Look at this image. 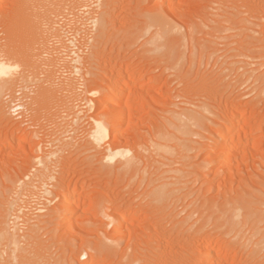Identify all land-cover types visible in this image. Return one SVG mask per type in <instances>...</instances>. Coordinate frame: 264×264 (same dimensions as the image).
<instances>
[{
  "label": "rangeland",
  "instance_id": "374dc122",
  "mask_svg": "<svg viewBox=\"0 0 264 264\" xmlns=\"http://www.w3.org/2000/svg\"><path fill=\"white\" fill-rule=\"evenodd\" d=\"M60 1L61 0H0V53L2 52L0 57H4L12 63L18 62L17 64L19 65V67L13 72V76L10 80V87L5 89V91L2 92L3 94H1L2 98H5L4 101H6L8 105H11V110L9 109L10 118L3 115L0 111V132H2L1 134L3 135L9 132L4 136V138H6H3L5 140L4 143L7 144V146L10 143H13V146L7 147L6 145H3V147L0 148V188L2 189V191L0 189V198L3 196V199L0 202L2 203V208L0 204V219H2L1 217L3 215L7 216V218H10V216L17 217L18 215L20 221L18 218L17 222L22 224L24 220L21 221V218H26L27 214H25V216L24 214L20 215V212L17 214L15 213L16 211H12L11 208L13 207L12 205L15 204L16 207L14 206L13 209H17L22 205L21 202H23V206L27 205V207L25 206L24 211L21 213L25 212L34 214L35 212L34 215H36L47 212L48 215L44 218L46 219L48 217L50 219L52 217V222L47 225V228L44 229V231H42L43 236H47L46 238H57V235L63 237V233L65 235V233L68 232V235L72 231V228L73 230L75 228L76 233L75 230L73 233L78 235L74 234V236L77 237L76 239H81V236H88L89 238L96 240L98 236L103 235V229L101 230L100 226L102 228L104 227L101 225V222L104 221V218L105 221H107V218L104 217L102 213V216L101 214L99 215L101 212V207L99 206L100 202H98V198H101L100 195L104 193L109 194V190L111 189L115 191L117 190L118 192L122 191L124 188L131 200L134 199L133 201L137 203L145 201V198L143 197L147 194V188L146 183H142V185L139 181L140 179H138V176L140 178V175L130 173L123 179L124 181L120 179V177L116 178L120 173L119 171L115 173L113 171V173L103 172L105 170L102 167L103 164L110 166L113 165L114 162L111 164V161L104 160V162H96L98 160L92 155V153L80 150L76 147L78 144L77 142L81 143L82 141H85L83 140L84 138L89 139V133L87 132H89L88 130L93 125V120H95V117L103 114L104 107L100 102L99 104L101 106L95 102L98 98H96L97 95L94 93V90L98 91L104 89L103 92L107 93L109 87L106 84L107 82H105L107 81L105 76H109L108 74L112 71H117L118 69L121 71L124 70L126 72L122 73L123 78L127 77V79H129L131 71L135 70L137 71L135 79L137 78V81L139 80V82L135 80L134 83H129V88L127 87L128 89H125L123 105L127 108L129 106L130 108L131 106L133 108V105L136 104L138 108H135L137 106L134 105V118L132 117L133 119H131V121H128L129 119L127 118L126 122L118 128L117 131L122 132L124 135H133L138 131H148L151 128V130H153L156 126H159V128L163 130L162 133H165V135L161 134V138L159 137L163 143H166V140L169 139V137L172 139L174 135H176L173 140L169 139V142L167 140V144L169 143L170 145L175 146L176 143L180 141L179 137L181 136L182 138H186H184V140L188 144V149H185L187 151H184L182 156L177 154V157L174 155L176 153L170 154L171 156H169V154H166L167 156L163 154L161 157H158L160 153L155 155V158L158 157L156 161L158 159L160 160V158L161 161L162 158L165 160L162 162L159 160L157 161L158 163L161 162L163 165V168L159 167V172L164 175L166 173L165 176H168L169 181H172L173 179L177 186L180 185L182 187L178 188L179 186L176 187L175 185V192L173 195H170L172 197H165L168 198V201L166 199L167 203H164L165 199L161 202V205L165 209L164 213H166V216L164 215V218L160 219V223L162 227L168 228H163V233L171 232H169L168 235L167 233L166 235L163 234L164 236L162 235L164 239L161 238V246L159 244L157 245L160 247V250L157 252L159 254L155 257L157 259L154 258L153 261H151V264H159L157 262L159 259V262H161L160 264H178L173 261V259L176 260V258H179L177 253L183 255L186 251L190 252L192 247L195 249V244L204 247V245L206 246V243L211 248V255H209V263L211 262V264H264V219H262L264 218V142L262 143L261 148V145H259L260 142H257L258 139L260 140L264 137V125L261 127L258 126V128H256V126L251 133L252 137L248 136L250 135L249 132L244 130L245 133L248 132V134L246 133L248 136V143L246 140L245 142L242 141L243 139L241 140L243 143L237 141V143L241 145L239 149H236L237 152L240 154L243 150L244 154L249 156L245 157L246 155L242 152L244 156L241 154L239 155L240 158L238 157V161L240 160V162H232L236 163V165L239 163L238 166L242 169H239L238 166L232 164V167L234 166L235 168L233 167L231 172L229 171V168L227 169V167L223 165V163L218 165L213 164L212 162L213 165H211V163L207 165L206 163L208 152L214 147V144L211 141L213 130L216 132L217 129L220 128L219 125H226L227 127L223 126L226 128L224 129V132H226L236 121H240V123L245 122L246 120L248 121L252 118V114L255 113V111L258 114L256 113L254 120H258L261 117L258 116V118L257 115L264 114V109H261L264 108L262 107L264 106L263 102H261L259 106L253 105V100L256 98L257 94L262 93L261 98L264 99V92H261L263 86L260 87L261 85H259L260 83L257 81L258 76L264 74V0H257V3L256 0H254L255 2L253 0H62L63 3ZM253 2L255 4L252 6ZM102 11H104V14H109L110 21L106 26L105 32L98 36L97 39L101 41L102 49L106 50V55L107 53L109 54L89 61L83 60L81 63V61H79L81 56L87 57L90 51V42L95 36L94 34L97 33L95 30L98 29V25L95 24L94 20L96 17L98 18L100 16ZM155 11H162L164 14L163 16H165L166 19L162 17L161 12L160 15L163 20L162 22L165 24L163 23L162 25L161 23L160 25H156L155 23V25L152 26L146 20L144 21L143 18L145 17L142 16H145L143 15L145 12L150 14L149 12ZM142 12L144 13L142 14ZM260 16H262V18ZM76 17L78 19H76ZM175 17H177L178 20ZM180 21L182 23H180ZM186 25L187 27H185ZM164 29H166V32L162 31ZM93 30L94 33L92 32ZM186 30H190L188 32L189 34ZM152 32H154V34L159 32L156 34L158 35L157 38H152L154 35ZM114 34H116V36ZM187 35L189 37L188 40ZM181 36H183L182 41L186 40L184 43L182 41L181 43H178L177 39L178 37L181 38ZM252 37L254 41L252 40ZM199 44H202L203 47ZM206 44L210 45L211 49L209 47L208 49ZM194 45L197 47L196 49ZM191 46H193V49ZM203 48L204 50L202 51ZM191 49L192 51H190ZM205 49L207 50L205 51ZM8 52L10 53V57ZM12 53H14V56L11 55ZM191 53H193V57H191ZM185 54L188 55L186 56ZM2 55L4 56L2 57ZM185 57H188L189 59L187 58L186 60ZM191 58L193 61H191ZM188 62H191V64ZM120 65H122L121 67L123 68H119ZM113 67L115 69L117 67V69L112 70L114 69ZM109 68L112 71H110ZM247 69L248 71L246 72ZM108 71L110 72L108 73ZM243 72L245 73L243 74ZM140 82V85L143 84L142 86L139 85ZM128 103L132 105H129ZM15 106L17 107L15 108ZM258 108L261 111H259ZM173 110L175 112H173ZM179 111L185 118L182 117L181 119V114L178 113ZM184 111H190L189 113L195 114L196 120L198 121L194 119L190 120V118L188 119L186 116L187 114L185 115ZM176 112L179 116H177ZM112 114H115V110H113ZM171 114L174 118L176 116L175 121L180 123L182 121L184 124L186 122V125L183 126L185 128V130L183 129L184 131L181 129V132H179V129H177V132L182 134H179L180 136L177 132H174L176 131V126L172 123L173 120ZM75 116L81 120L75 122ZM233 120L235 122H232ZM77 123L78 126L75 127ZM69 124L71 127L68 126ZM66 126L68 129H66ZM260 128L262 132L260 131ZM64 129H66V131ZM172 131L174 133L173 137ZM244 131L241 133V135L243 134L241 138L243 136V138H245ZM167 134L169 137H166ZM57 135L58 138L56 139ZM66 135L69 137H65ZM70 135L72 137H70ZM261 135L263 137H261ZM17 138L21 140L24 139L25 146L14 145ZM55 139L61 140L57 142ZM65 140L66 143L71 141L72 144L69 143L68 147L63 148ZM188 140L190 141V144ZM236 140L239 139L237 138ZM54 141H56V143ZM41 142L43 143L42 145H40ZM239 144L238 146H240ZM254 144L256 147H254ZM72 145L73 147L71 148L70 146ZM150 146V148H153L152 145ZM101 148L103 147H99V149ZM142 151L145 153V149ZM34 154L38 156H42V154L43 156H45V154L48 155L45 156L47 157V162H50L48 163L49 171H47L48 176L46 175V178L39 173L38 175L36 174L37 176L31 174V176L28 177L27 167L29 166V162H35L36 165L38 162L37 159L33 160L34 157L36 158V155ZM146 154H148V150L146 151ZM165 157H170L171 163L170 161L169 163L171 165L169 163L164 164L165 162H168L167 159L169 160V158ZM241 157L245 158V161L243 158L241 159ZM172 160H175L176 162ZM158 163L157 165L161 166V164L159 165ZM37 166L38 168L43 169L40 165ZM185 166L186 169L190 167L189 169H191L192 173H189L190 175L188 174V176L184 177L182 171ZM151 167L153 170V166ZM34 172H36V170ZM177 172L182 173V175ZM87 173L89 175H87ZM110 173H112V175ZM178 174L185 179L183 177L181 179ZM129 175H132L133 177H130ZM174 175L178 176L183 182L178 180ZM240 176L244 177V181H247L246 186H249L250 190L248 194L243 195L240 198V203L245 207L246 211L251 214V217L249 220L245 219V222L243 221V218H241V225L239 224L240 231H230L227 230V228L225 229L227 225L224 227V224H226L225 222L227 218L232 217L233 214L228 213L226 211V206L224 205L225 202L224 204L221 202L225 201L224 198L227 194L226 190H230L231 187L235 189L238 187ZM35 177L38 178L35 179ZM58 177L61 180L57 179ZM63 177L65 178L63 181L65 183L63 184H66L64 187H67L66 190L68 192H72V188L75 186V183H77L79 186L82 184V190L80 189V191L84 192L80 194V191H78L79 196L81 197L84 194L86 196L88 195V198L84 195L88 200L85 199V203L83 202L84 199L82 200V204H80L81 206L79 205L76 213L68 214L70 220L68 221L69 226L72 224L74 225H72L73 227L70 226V232L66 229L68 224L67 226L65 225L66 227H61L62 225L59 226L64 194V187H61L63 184L60 181L63 180ZM129 177L132 181H130ZM170 177H172V179ZM39 178L42 181L39 180ZM132 178H135V180ZM112 179L116 180V182L112 183ZM117 179L122 182L120 183L119 181L117 183ZM125 179H127L128 182ZM233 181L236 182L234 183ZM59 182L61 185L58 184ZM248 182L250 184H248ZM128 186L130 188H128ZM172 187H174V185ZM227 187L229 189H227ZM10 188H13L14 191ZM223 188L226 190L224 191ZM128 189L130 190L131 196L129 195L130 193H128ZM10 193L13 194H11L13 197L10 196ZM178 193L181 195H177ZM233 193L234 189L231 190V194ZM222 194L225 196H222ZM27 196H29V198H27ZM173 196H179L174 198L176 202L174 201ZM6 198L11 205L8 203V200H5ZM15 198H18V202ZM202 198L205 199L204 204L202 203L203 201H200ZM32 199L35 201L32 202ZM25 200H27L28 204ZM195 201L196 203L198 202V205ZM191 202L196 204L193 203L195 207H193L194 205H192ZM3 204H5V206ZM199 204L202 207L199 206ZM213 204L214 206L217 205L215 206L216 208L213 207ZM222 204L224 207L223 210H225L223 211V213H225L224 215L222 210H220ZM166 205L169 206L167 207ZM175 205H178V208ZM45 206L47 207V210L44 209L42 212L40 208ZM53 206H55V208H53ZM5 207L6 209H11V211L9 209L5 210ZM196 207H198V209H196ZM200 207L202 209H200ZM218 207L220 209H218ZM169 210H176L175 213L174 211H171L173 216L171 213L168 215L167 212H169ZM198 211H201L200 215L198 214ZM93 212H96V214ZM11 213L17 215L15 216V214L12 215ZM89 213L93 215L91 216ZM191 213H193V215H191ZM143 214H147L146 217L149 216V213L141 211V218L138 217V219L142 220L138 221V223L141 221L143 222L145 216H143ZM175 214L176 217H174ZM220 214L221 216L223 215V217H221ZM228 214H230V216ZM82 215H88V218L97 215L96 219L94 218L96 221H99V218L97 219V217L100 216L103 219L100 217L102 219L100 226L98 222H95L92 224L91 228H88L89 231L87 230L86 232V230L84 231L82 228L80 229L83 231H78L81 225L77 223V227V224L71 223V219H73L71 217H75L74 220L77 219L75 222L82 221L85 224V221H88L89 219H87V216L83 218L84 216ZM167 215L170 216V218L174 217V219L176 218L177 220H169ZM199 216L205 217H200L202 220L204 218V221L201 220L204 223H201ZM218 217L224 222L223 224L221 221L219 222L220 218ZM258 217L262 218L259 219ZM48 218L46 220H48ZM207 218L209 219L206 220ZM172 220H174L175 223H177L178 220L179 222L182 221V224L179 222L177 223L179 225L181 224V230L178 225V232L174 231L176 236H172L174 234H172V230L177 228L175 223H170ZM213 221L215 222L213 223ZM205 222H208L210 225H205L208 229L204 227V233V231L200 230V227L204 225ZM216 222L217 225L215 224ZM213 224L216 225V227ZM174 225L176 227H174ZM221 225L223 226L221 227ZM21 226H19V228ZM107 226L108 229H110V232L108 231L107 234L108 236L114 237L115 235V238H120V235H118L119 237L117 236L115 233L117 231L113 227L109 225ZM223 227L224 229H222ZM99 228L100 230L97 231ZM126 230L128 231L129 229L126 228ZM126 230H123V232L127 233ZM180 231L181 234L179 233ZM70 235L72 234L70 233ZM199 235H207L209 237L208 242L205 243L207 236L206 238H203V236L201 240L199 239L201 238ZM177 236H179V238ZM195 236L196 238L194 239ZM171 237L173 238V243L170 241ZM175 237L176 239H174ZM188 240L189 242L191 240V242L189 243ZM203 240L205 244H202ZM71 241L72 243L76 242L72 247L77 249V246L79 245L80 247L78 248H80V250L82 249L80 240H74L73 242L71 239ZM196 241L198 243H196ZM192 242L194 243L191 244ZM190 245L193 246L189 248ZM159 247L157 249H159ZM199 248L197 247L196 250ZM54 249L55 248H53V251L51 252L53 254H49L50 260H59V264H62V258L64 257L62 255L65 251H63V248H60L59 250L58 248ZM85 249L87 248H84V250L82 249L83 252L78 253L77 258L80 259V262H83L88 256L84 255L86 252ZM167 249L169 250L167 251ZM87 250L90 251L89 248ZM116 250L117 251H113V253L111 252L113 255L111 253L108 255L107 253L108 257H106V254L102 255L103 253H99V261L97 262L101 264L100 262H103V258L105 257L106 263L103 262L102 264H127L128 262H125L127 260L124 259L126 256H124V253H131L132 250L131 246L129 248V239L127 238V235L121 240V243ZM170 250H172V252ZM196 250H194L193 256L196 254L198 255L201 249L197 251L198 253ZM91 251L93 252V250ZM163 252H165V254ZM66 253L70 255L71 251L66 250L64 255H67ZM226 254H228V256H226ZM197 255L193 257L196 258L194 260L195 263L197 258H199ZM168 260L171 262H168ZM137 263L139 264L140 262H136V264Z\"/></svg>",
  "mask_w": 264,
  "mask_h": 264
},
{
  "label": "bare ground",
  "instance_id": "6f19581e",
  "mask_svg": "<svg viewBox=\"0 0 264 264\" xmlns=\"http://www.w3.org/2000/svg\"><path fill=\"white\" fill-rule=\"evenodd\" d=\"M254 1V0H253ZM60 2H62L63 3V1L61 0ZM102 2V1H101ZM255 2V1H254ZM253 2V4H252V6L255 4ZM103 3V2H102ZM256 3H257V0H256ZM260 3V2H259ZM263 3V2H262ZM140 4V3H139ZM261 4V3H260ZM59 5H60V3H59ZM99 6V5H98ZM257 6H258V4H257ZM62 7H63V5H62ZM103 7V6H102ZM253 8V7H252ZM258 8V7H257ZM260 8V7H259ZM167 10H169V9H167ZM154 11V10H153ZM262 11V10H261ZM160 12L162 13V11H155V12H149L150 14H148L147 12H142V14L143 15H145V16H142V17H145V18H143L144 19V21L146 20L148 23H150L152 26L153 25H155V23H156V25L157 24H161L162 23V25H163V23L164 22H162L163 20H162V17H164V19H166L165 18V16H163L164 14L162 13V17H161V15H160ZM64 13V12H63ZM74 13V12H73ZM148 14V15H147ZM170 14H171V12H170ZM74 15V14H73ZM99 15V14H98ZM146 15H147V17H146ZM175 15V14H174ZM173 15V16H174ZM75 16V15H74ZM95 16H97V15H95ZM170 16V15H169ZM71 17V16H70ZM73 17V16H72ZM78 17V16H77ZM76 17V19H78ZM261 18H262V16H260ZM264 17V16H263ZM66 18H68V17H66ZM93 18H94V16H93ZM176 19H177V17H175ZM72 19V18H71ZM178 20V19H177ZM70 21H72V20H70ZM95 21V24H97L98 25V29H96L95 30V28H96V26H95V24H94V26H95V28H94V30L95 31H97V33L96 34H92L94 37L92 38V43L90 42V44H91V46H90V51H89V53H88V55H87V57H82L81 56V59L79 60V61H81V63H82V61L83 60H85V61H89V60H92V59H94V58H99L100 56H103V55H106V53H105V49L103 50L102 49V46H101V41L100 40H98L97 39V37L98 36H100L103 32H105V30H106V26H107V24L109 23V21H110V19H109V14L107 15V14H104V11H102L101 13H100V16L97 18L96 17V19L94 20ZM139 21H142V20H139ZM143 21V22H144ZM165 21V20H164ZM75 22V21H74ZM77 22V21H76ZM93 22V21H92ZM146 22V23H147ZM187 22H189V21H187ZM70 23V22H69ZM72 23V22H71ZM94 23V22H93ZM92 23V24H93ZM142 23V22H141ZM180 23H182L181 21H180ZM262 23V22H261ZM144 24V23H143ZM149 24V25H150ZM165 24V23H164ZM194 24V23H193ZM147 25V24H146ZM150 25V26H151ZM185 25V24H184ZM70 26V25H69ZM183 26V25H182ZM195 26V25H194ZM163 27V26H162ZM185 27H187V25L185 26ZM184 27V28H185ZM181 28V27H180ZM190 28V27H189ZM193 28V27H192ZM191 28V29H192ZM195 28V27H194ZM69 29V28H68ZM90 29H92V28H90ZM89 29V30H90ZM182 29V28H181ZM190 29V30H191ZM94 30L92 31L93 33H94ZM177 30H178V28H177ZM189 30V31H190ZM194 30V29H193ZM162 31H165L166 32V29H164V30H162ZM179 31V30H178ZM187 31V30H186ZM185 31V32H186ZM189 31H187V33L189 32ZM260 31V30H259ZM90 32H91V30H90ZM155 32V31H154ZM154 32H152L153 34H154ZM182 32V31H181ZM180 32V33H181ZM193 32V31H192ZM71 33V32H70ZM69 33V34H70ZM157 33H159V32H157ZM157 33H155L153 36H152V38L154 39V38H157V36L158 35H156ZM162 33V32H161ZM184 33V32H183ZM186 33V34H187ZM89 34V33H88ZM167 34V33H166ZM185 34V35H186ZM189 34V33H188ZM245 34V33H244ZM243 34V35H244ZM82 35V34H81ZM115 36H116V34H114ZM113 35V36H114ZM177 35V34H176ZM184 35V34H183ZM252 35V34H251ZM251 35H248V36H251ZM70 36V35H69ZM194 36V35H193ZM177 37V36H176ZM183 36H181V38H179L178 37V43H181V41L183 40V38H182ZM254 37V36H253ZM253 37H252V40L254 41V39H253ZM89 38V37H88ZM151 38V37H150ZM151 38V39H152ZM196 38V37H195ZM250 38V37H249ZM70 39V38H69ZM189 39V37H188V35H187V40ZM149 40V39H148ZM252 40H251V42H252ZM89 41V40H88ZM154 41V40H153ZM186 41V40H185ZM185 41H182L183 43L185 42ZM148 42V41H147ZM89 43V42H88ZM184 45V44H183ZM199 45H201V47H203V45L202 44H199ZM256 45V44H255ZM206 46H207V48L209 47L210 48V45H207L206 44ZM175 47V46H174ZM193 46H191V48H192ZM194 47H195V49L197 48L195 45H194ZM205 47V46H204ZM62 48V47H61ZM199 48H200V46H199ZM198 48V49H199ZM208 48V49H209ZM215 48V47H214ZM229 48V47H228ZM13 49V48H12ZM64 49V48H63ZM70 49V48H69ZM193 49V48H192ZM192 49L190 50V51H192ZM211 49V48H210ZM217 49V48H216ZM71 50V49H70ZM204 50V48L202 49V51ZM207 49H205V51H206ZM11 52V51H10ZM13 52V51H12ZM15 52V51H14ZM84 52H85V50H84ZM195 52V51H194ZM198 52V51H197ZM16 53V52H15ZM105 53V54H104ZM116 53H117V51H116ZM115 53V54H116ZM124 53V52H123ZM180 53V52H179ZM196 53V52H195ZM195 53H194V55H195ZM1 54H2V52L0 53V56H1ZM4 54V53H3ZM7 54V53H6ZM8 54H9V57H10V53L8 52ZM14 53H12L11 55H13ZM87 54V53H86ZM109 53H107V55H108ZM16 55H17V53H16ZM106 55V56H107ZM179 55H181V54H179ZM186 55V54H185ZM188 55V54H187ZM186 55V56H187ZM191 55V57H193L192 55H193V53H191L190 54ZM4 55H2V57H3ZM14 56V55H13ZM182 56V55H181ZM190 57V56H189ZM4 58V57H3ZM3 58H1L0 57V111L3 113V115H5V116H8L9 117V112H10V110H11V105H8L7 103H6V101H4V99L2 98V96H1V94H3L2 92H4L5 91V89H7V88H9L10 87V80H11V77L13 76V72H14V70H16L18 67H19V65L17 64V63H12V62H9L8 60H6L5 58L3 59ZM15 58V57H14ZM65 58V57H64ZM180 58V57H179ZM182 58V57H181ZM186 58V57H185ZM188 58V57H187ZM187 58H186V60H187ZM10 59V58H9ZM178 59V58H177ZM189 59V58H188ZM192 59V58H191ZM11 61V60H10ZM15 61V60H14ZM109 61V60H108ZM127 61V60H126ZM191 61H193V59L191 60ZM110 62V61H109ZM108 62V63H109ZM70 63V62H69ZM189 63V62H188ZM71 64V63H70ZM105 64V63H104ZM123 64V63H122ZM189 64H191V62L189 63ZM130 65V64H129ZM106 66H107V64H106ZM122 65H120V67L119 68H123V67H121ZM110 67V66H109ZM115 67V66H114ZM113 67V68H114ZM132 67V66H131ZM259 67H261V66H259ZM135 68V67H134ZM256 68V67H255ZM107 69V68H106ZM110 69V68H109ZM116 69H117V67H116ZM115 68L114 69H112V70H116ZM108 70V69H107ZM111 69H110V71H112ZM218 70V69H217ZM110 71H108V73L110 72ZM123 71V72H122ZM120 70V69H118L117 71H112V72H110V74H108L109 76H105L107 79V81H105V82H107L106 84L108 85V87H109V89H107V93L106 92H103V90H94V93L97 95L96 96V98H98L97 100H98V102H97V100L95 101L96 103H98L99 104V102L102 104V106L104 107V109H103V114H101V115H99V116H97V117H95V120H93V125L91 126V128L88 130L89 132H87V133H89V139H83V140H85V141H80L81 143H79V142H77L78 144H77V146H76V144H75V146L77 147V148H79L80 150H83V151H86V152H90V153H92V155L94 156V157H96V159L98 160V161H96V162H104V161H111L110 162V164L112 163V162H114V164L113 165H110V166H108L107 164H103L102 165V167H103V169L105 170V171H103V172H120L119 173V175H118V177H116V178H119L120 177V179H124L125 177H127V175L128 174H132V173H134V174H138V175H140V178H139V176H138V179H140L139 181L141 182V184L142 183H146V188H147V194L145 195V197H143V198H145V201L144 202H139V203H137V202H135V201H133V200H131L129 197H128V194L126 193V191H125V189L123 188L122 189V191H118L117 192V190L115 191V190H113V189H111V190H109L110 191V193L109 194H102V193H100V194H102V195H100L101 196V198H98V202H100L99 203V206L101 207L100 209H101V212L99 213V215L102 213L103 215H104V217H106L107 218V221H105V218L103 219L101 216H102V214H101V218L104 220V221H102V219L100 218V217H97V219L99 218V221H96L95 219H96V216L97 215H95V216H93V217H91V218H88V215H82V216H84L83 218H85V216H87V219H89L88 221H85V224H84V222H82V221H80V222H75L77 219H75L74 220V218L75 217H71V218H73V219H71V223H74V224H80L81 225V227H79V230L78 231H85L86 230V232H87V230H88V228H91L92 227V224H94L95 222H98L99 223V226H100V224L104 227V228H102L101 226H100V228H101V230L103 229V235L102 236H98V238H96V240L95 239H91V238H89L88 236V238L87 237H82L81 236V239L79 238V239H76L77 237L76 236H74V234L76 233V230H75V228H74V230H75V233H73L74 232V230H73V228H72V231H71V229H69V228H71V227H73L72 225H70L69 226V224H68V221H70L69 220V217H68V214L69 213H76V210H78V208H79V205L80 204H82V200L84 199V203H85V199H86V197L88 196H86L85 194V196L86 197H84V195L83 196H79V193H78V191H80V189L82 188V184L79 186V184H77V183H75V186L72 188V192H68L66 189H67V187H64V186H66V184H63V183H65V182H63L64 181V177H63V180L62 181H60V182H62V184H63V186L60 184V182L58 183V184H60L61 185V187H64L63 188V204H62V213H61V215H60V220H59V226L60 225H62L61 227H66L67 226V224H68V228L66 227V229H68V231L72 234V235H70V233L67 235V233H65V235H64V233H63V237H60V235L58 236L57 235V238H46L45 236H43V232L42 231H44V229H46L47 228V225L48 224H50L51 222H52V220H51V218L49 219L48 217V220H46L44 217H46L47 215H48V213L47 212H43L42 210H47V207L45 206V207H42V208H40V210L43 212V213H41V214H36V215H34L35 214V212H34V214L32 215L31 213H21V212H23L24 211V208H25V206L27 207V205H25V206H23L24 204H23V202H21L22 203V205L21 206H19L17 209H18V211H17V209L15 208V209H13L14 208V206H15V204L14 205H12L13 207L11 208L12 209V211L14 210V211H16L15 213H17L18 214V212H20V215H23L24 214V216H25V214H27V217L25 218L24 216V218H21L22 220L21 221H23L24 220V222L21 224L20 222H17V219L19 218L18 217V215L17 214H15V216L17 215V217H11L10 216V218H7V216H2L1 218L2 219H0V264H59L60 262H59V260L58 261H51L50 260V258H49V254L53 251V248H55V249H57L58 248V250L60 249V248H63V251H65L66 252V250H69V251H71V254L69 255V254H67V255H64L65 254V252H63V255L62 256H64L62 259H63V263L62 264H99L97 261H99V259H98V254L99 253H103L102 255H107V253H108V255H110L109 253H113V251L115 252V251H117L116 249H118V247H119V245H120V243H121V240H123V238H125V236L127 235V238L129 239V248H130V246L132 247V250H131V253L129 252V253H124V259L125 260H127V261H125L126 263L128 262V263H130V264H136V262H140L139 264H142V262H143V264H151V261H153V259L155 258V257H157V254H159V253H157L159 250H160V247L159 246H157L158 244L160 245L161 244V240L162 239H164L163 238V236L164 235H166V233H167V235L169 234V232H171V231H169V232H166L165 234L163 233L164 232V230H163V228H167V227H162L161 226V223H160V219H162V218H164V215L166 216V213H164V208H163V206L161 205L162 203L161 202H163V200L165 199V202L164 203H167V201H168V198H170V197H172V196H170V195H173V193L175 192V185H176V182L175 181H173V179H172V177H170L171 179H172V181H169V178H168V176H165L166 175V173H165V175L164 174H162V173H160L159 171V167H162L163 168V165H162V161L164 160V158H162V161H161V158H160V160L159 161H161L160 163H158L157 161H156V159L158 158V157H161V155H163V154H165V156H167L168 154H169V156H171L170 154H174V153H176V154H174V155H176L177 157H178V155L177 154H179V156H182L183 154H184V151H187V150H185L186 148L188 149V144H187V142L184 140V138H182V136L181 137H179L180 138V141H178L177 143H176V145L175 146H173V145H170L169 143L167 144V140H168V142L170 141V140H173V138H175L176 137V135H174V133H173V131H174V129H173V131H172V137H173V135H174V137L171 139L169 136H168V134L166 135V137H169V139H164V140H166V143H163L162 142V140H160L159 139V137L161 138V134H163L162 132H163V130H161L160 128H159V126L157 127H155L153 130H151V129H149L148 131H138V132H136V133H134L133 135L132 134H130V135H132V136H130L129 134L127 135V134H123L122 132H120V131H117L118 130V128H120L125 122H126V120H127V118L129 119L128 121H131V119H133L134 117V114H135V111H134V105H136V104H134L133 105V108H132V106H131V108H130V106L127 108L126 106H124L123 104H124V93H125V91L129 88V86H130V84H132V83H134L135 82V80L137 81V78L135 79V76L137 75L136 73H137V71H131V74L129 75V79H127V77L126 78H123V75H122V73H124V72H126V71H124V70ZM248 71V69L246 70V72ZM107 72V71H106ZM249 72H250V70H249ZM263 72V71H262ZM101 73V72H100ZM187 73H188V76H189V72H188V70H187ZM245 72H243V74H244ZM103 74V73H102ZM105 75H107V74H105ZM127 75V74H126ZM184 75V74H183ZM128 76V75H127ZM141 76V75H140ZM125 77V76H124ZM182 77V76H181ZM187 77V76H186ZM66 78V77H65ZM221 78V77H220ZM66 80V79H65ZM184 80H185V78H184ZM188 81V80H187ZM257 81H259V85H261L260 87H262L263 86V88H262V91L261 92H264V74H262V75H259L258 76V80ZM137 82H139V80L137 81ZM130 83V84H129ZM12 84H13V82H12ZM141 84V82L139 83V85ZM134 85H136V84H134ZM143 85V84H142ZM142 85H140V86H142ZM137 86H138V84H137ZM106 87V86H105ZM128 87V88H127ZM127 88V89H126ZM139 88V87H138ZM100 89V88H99ZM105 89V90H106ZM126 89V90H125ZM109 90V91H108ZM7 91V90H6ZM142 91V90H141ZM7 93V92H6ZM106 93V94H105ZM261 95V96H260ZM4 96V95H3ZM239 96V95H238ZM262 97V93L261 94H257V96H256V98L253 100V105H255V106H259L260 105V103L261 102H263L264 103V99L263 98H261ZM264 97V96H263ZM236 98V97H235ZM221 99V98H220ZM231 99V98H230ZM237 99V98H236ZM15 100V99H14ZM130 103V102H129ZM128 103V104H129ZM262 103V104H263ZM100 105V104H99ZM98 105V106H99ZM129 105H132V104H129ZM238 105V104H237ZM97 106V107H98ZM101 106V105H100ZM137 106V105H136ZM240 106V105H239ZM10 107V108H9ZM17 106H15V108H16ZM262 107H264V106H262ZM18 108H20V107H18ZM17 108V109H18ZM135 108H138V106L137 107H135ZM256 108V107H255ZM254 108V109H255ZM10 109V110H9ZM95 109V108H94ZM259 109V108H258ZM261 109H264V108H261ZM16 110V109H15ZM105 110V111H104ZM113 110H115V114H112L113 113ZM187 111V110H186ZM186 111H184L185 112V115L187 116V118L189 119L190 118V120L191 119H194V120H196V116H195V114H193V113H189V112H186ZM259 111H261L260 109H259ZM14 112V111H13ZM26 112V111H25ZM173 112H175L174 110H173ZM183 112V113H184ZM254 112V111H253ZM252 112V113H253ZM137 113V112H136ZM178 113H180L181 114V112L179 111ZM178 113L176 112V114H177V116H179L178 115ZM256 111H255V113H253L252 114V118H250L248 121L246 120L245 122H241L240 123V121H232V122H235V123H233L229 128H228V131H226V132H224L225 130L224 129H226V128H224L226 125H219V129H217V131L215 132L214 130V133H213V131H212V134H213V137H211L212 138V142H213V144H214V147L212 148V149H210L209 150V152H208V155H207V160H206V163H207V165L208 164H210L211 162L213 163V164H222L223 163V165H225L226 167H227V169L229 168V171H231L232 172V169H233V167H232V164H235L236 165V163H232L233 161H238V159L240 158V156L239 155H241L242 154V152H243V150H242V152L239 154L238 152H237V148L239 149V147H241V145L239 144L240 142H242V141H244L245 142V140L247 141V137L248 136H251V133L254 131V129H255V127L256 128H258V126L259 127H261L262 125H264V114L263 115H257V117L258 116H261L258 120H254V118H255V116H256ZM13 114V113H12ZM172 114H175V113H172ZM172 114H171V118H172V120H173V122L171 121V119H170V121L174 124V126H176V131H174V132H177V129H179L178 131L179 132H181L180 130L182 129H184L185 130V128L183 127L184 125H186V122H185V124L181 121V120H179V121H181V123L180 122H177V121H175V118H176V116H175V118L172 116ZM258 114V113H257ZM260 114V113H259ZM25 116V115H24ZM31 116V115H30ZM128 116V117H127ZM181 116V119H182V114L180 115ZM251 116V115H250ZM19 117V116H18ZM29 117V116H28ZM76 118H74L75 119V122H78V120H79V118L77 117V116H75ZM133 117V118H132ZM234 117V116H233ZM10 118V117H9ZM174 118V119H173ZM183 118H185V117H183ZM15 119V118H14ZM27 119V118H26ZM25 119V120H26ZM231 119H232V117H231ZM16 120V119H15ZM81 120V119H80ZM79 120V121H80ZM185 120V119H184ZM200 120V119H199ZM237 120V119H236ZM185 121H187V120H185ZM196 121H198V120H196ZM201 121V120H200ZM6 122V121H5ZM18 122V121H17ZM74 122V121H73ZM238 122V123H237ZM10 123V122H9ZM21 123V122H20ZM27 123V122H26ZM12 124V123H11ZM18 124V123H17ZM75 124V123H74ZM220 124V123H219ZM35 125V124H34ZM72 125V124H71ZM5 126V125H4ZM68 126H70V124L68 125ZM76 126H78V123H77V125H75V127ZM224 126V127H223ZM7 127V126H6ZM11 127V126H10ZM13 127V126H12ZM67 127V126H66ZM71 127V126H70ZM69 127V128H70ZM227 127V126H226ZM65 128V127H64ZM73 128V127H72ZM78 128V127H77ZM76 128V129H77ZM66 129H68V127L66 128ZM66 129H64L65 131H66ZM63 130V131H64ZM72 130V129H71ZM147 130V129H146ZM183 130V131H184ZM248 131L249 132V134L250 135H248L247 136V134H248V132H246L245 133V131ZM22 131V130H21ZM44 131V130H43ZM69 131V130H68ZM80 131V130H79ZM210 131V130H209ZM244 131V135H245V138H241V136L243 135H241V133ZM259 131V130H258ZM260 131H261V128H260ZM70 132V131H69ZM262 132V131H261ZM2 132H0V139H1V143H0V148H2L3 147V145H6L7 146V144H5L4 142H5V138H4V136L5 135H7V134H5V135H3V134H1ZM11 133V132H10ZM64 133V132H63ZM184 133V132H183ZM28 134H30V133H28ZM74 134H75V132H74ZM171 134H169V135H171ZM177 134L179 135L180 133H178L177 132ZM69 135V134H68ZM68 135H66L65 137H67ZM163 135H165V133L163 134ZM180 135H182V134H180ZM179 135V136H180ZM35 136V135H34ZM64 136V135H63ZM187 136V135H186ZM207 136V135H206ZM69 137V136H68ZM70 137H72L71 135H70ZM252 137V136H251ZM261 137H263L262 135H261ZM4 138V139H3ZM32 138V137H31ZM36 138V137H35ZM40 138V137H39ZM43 138V137H42ZM41 138V139H42ZM58 138V135H57V137H56V139ZM163 138V137H162ZM239 139V140H236V139ZM55 139V140H56ZM68 139V138H67ZM74 139V138H73ZM186 139V138H185ZM210 139V138H209ZM243 139V140H242ZM61 140V139H60ZM60 140H56L57 142H59ZM69 140H70V138H69ZM72 140V139H71ZM242 140V141H241ZM45 141V140H44ZM47 141V140H46ZM56 141H54L55 143H56ZM75 141V140H74ZM237 141L239 142V143H237ZM73 142V141H72ZM188 142H189V144H190V141L188 140ZM256 142V141H255ZM257 142H260V144L259 145H261L260 146V148L262 147V143L264 142V137L263 138H261L260 140L258 139L257 140ZM47 143V142H46ZM61 143V142H60ZM64 143V142H63ZM69 143H71V141L70 142H68V143H66V140H65V144H63V148L64 147H68L69 146ZM76 143V142H75ZM243 143V142H242ZM247 143H248V141H247ZM250 143V142H249ZM43 143L41 142V144L40 145H42ZM48 144V143H47ZM72 144V143H71ZM210 144H212V143H210ZM209 144V145H210ZM212 144V145H213ZM238 144L240 145V146H238ZM256 144V143H255ZM255 144H254V147H256L255 146ZM14 145H18V146H25V140L24 139H19V138H17V140H16V142L14 143ZM150 145H152V147L153 148H150L151 146ZM256 145H258V144H256ZM258 145V146H259ZM8 146H10V147H12L13 146V143L11 144H9ZM7 146V147H8ZM247 146V145H246ZM42 147V146H41ZM71 148L73 147V145L72 146H70ZM99 147H103V148H101V149H99ZM57 148V147H56ZM247 148V147H246ZM68 149V148H67ZM143 149H145V153H144V151H142ZM256 149V148H255ZM2 150V149H1ZM77 150V149H76ZM148 150V154H146V151ZM246 150V149H245ZM249 151V150H248ZM47 152H49V151H47ZM81 152V151H80ZM70 153V152H69ZM79 153V152H78ZM157 153H160V155L157 157V158H155V155L157 154ZM30 154H32V153H30ZM41 154V153H40ZM44 154V153H43ZM43 154H42V156H38V155H36V154H34V155H36V158L34 157V159L33 160H35V159H37V165H40L41 167H43V169L42 168H38V166L35 164V162H29V166L27 167V175H28V177H30L31 176V174H34V176H37L38 175V173L39 174H42L43 175V177H45L46 178V175H47V171H49L48 170V166H49V164L48 163H50V162H47L48 160H46L47 159V157H45V156H48V155H46L45 154V156H43ZM167 154V155H166ZM243 154H244V152H243ZM242 154V155H243ZM34 155H31V156H34ZM59 155V154H58ZM158 155V154H157ZM173 155V156H174ZM244 155H246V154H244ZM243 155V156H244ZM248 155H246L245 157H247ZM239 157V158H238ZM249 157V156H248ZM66 158V157H65ZM165 158H169V160L167 159V161L168 162H165L164 164H168L169 163V161H170V163H171V160H170V157H165ZM243 157H241V159H242ZM21 159V158H20ZM67 159V158H66ZM177 159V158H176ZM175 159V160H176ZM27 160V159H26ZM64 160V159H63ZM104 160V161H103ZM175 160H172V161H175ZM243 160L245 161V158H243ZM165 161V160H164ZM177 161V160H176ZM175 161V162H176ZM243 161V162H244ZM247 161H248V159H247ZM246 161V162H247ZM24 162V161H23ZM65 162V161H64ZM187 162H188V160H187ZM238 162H240V160L238 161ZM260 162V161H259ZM88 163V162H87ZM157 163L160 165L161 164V166H158L157 165ZM169 163V164H170ZM173 163V162H172ZM211 163V165H213ZM99 164V163H98ZM189 164V163H188ZM243 164V163H242ZM101 165V164H100ZM171 165V164H170ZM169 165V166H170ZM185 165V164H184ZM239 165V163H237V165L236 166H238ZM151 166H153V170H152V167ZM168 166V165H167ZM191 166V165H190ZM195 167V166H194ZM232 167V168H231ZM190 168V167H189ZM189 168H187L186 169V166H185V168H181L182 170V172L184 173V177L185 176H188V174L189 173H192V171H191V169H189ZM191 168H193V167H191ZM231 168V169H230ZM235 168V167H234ZM238 168L240 169L241 167H239L238 166ZM89 169V168H88ZM242 169V168H241ZM36 170V172H34ZM86 170V169H85ZM90 170V169H89ZM91 171V170H90ZM89 171V172H90ZM122 171V172H121ZM162 171V170H161ZM178 171V170H177ZM234 171V170H233ZM93 172V171H92ZM112 172V173H113ZM164 172V171H163ZM167 172H168V170H167ZM206 172V171H205ZM230 172V173H231ZM241 172V171H240ZM112 173H110L111 175H112ZM147 173V174H146ZM177 173H180V172H177ZM230 173H229V175H230ZM37 174V175H36ZM96 174V173H95ZM121 174V175H120ZM133 174V175H134ZM233 174V173H232ZM45 175V176H44ZM86 175V174H85ZM87 175H89L88 173H87ZM164 175V176H163ZM179 175V174H178ZM180 175H182V173H180ZM179 175V176H180ZM190 175V174H189ZM203 175V174H202ZM228 175V176H229ZM240 175V174H239ZM238 175V176H239ZM41 176V175H40ZM48 176V175H47ZM114 176V175H113ZM130 176V175H129ZM132 176V175H131ZM130 176V177H131ZM175 176V175H174ZM182 176V177H183ZM234 176H235V174H234ZM242 176H244V175H242ZM242 176H240V178H239V185H238V187H236V189L235 188H233V187H231L230 188V190H226V193H224V194H226V196L224 195V194H222V196H225V201H223V202H221V203H223L224 204V202H225V206H226V211L228 212V213H231V214H233V216L232 217H229L230 216V214H228L229 216V218H227V220L226 219H224V220H226V224H224V227H225V229L227 228V230H230V231H240L239 230V227H240V223H241V218H243V221L245 222V219H247V220H249V218L251 217V214L249 213V212H247L246 211V209H245V207L240 203V198L243 196V195H246V194H248L249 192H250V190H249V186H246L247 185V181H244V177H242ZM33 177V176H32ZM31 177V178H32ZM115 177V176H114ZM129 177V178H130ZM133 177V176H132ZM175 177H177L178 178V176H175ZM181 177V176H180ZM182 177H181V179H182ZM183 177V178H184ZM194 177H197V176H194ZM34 178V177H33ZM38 177H35V179H37ZM92 178V177H91ZM137 178V177H136ZM176 178V179H177ZM229 178V177H228ZM47 179H48V177H47ZM57 179H59V180H61L59 177L57 178ZM90 179V178H89ZM111 179V178H110ZM128 179V178H127ZM127 179H125V180H127ZM133 179V178H132ZM175 179V180H176ZM180 178H178V180H181ZM185 179V178H184ZM186 179H188V178H186ZM189 179H191V178H189ZM236 179V178H235ZM32 180V179H31ZM39 180H41L40 178H39ZM44 180V179H43ZM46 180V179H45ZM83 180V179H82ZM133 180H135V178L133 179ZM229 180V179H228ZM250 180V179H249ZM248 180V181H249ZM252 180V179H251ZM35 181V180H34ZM33 181V182H34ZM42 181V180H41ZM114 181V182H113ZM120 181V183L122 182L121 180H119V179H117V183ZM124 181V180H123ZM130 181H132L131 180V178H130ZM129 181V182H130ZM137 181V180H136ZM177 181V180H176ZM182 181V180H181ZM181 181H178V182H181ZM187 181H189V180H187ZM186 181V182H187ZM199 181V180H198ZM90 182V181H89ZM116 182V180H113L112 179V183H115ZM127 182H128V180H127ZM138 182V181H137ZM177 182V183H178ZM183 182V181H182ZM185 182V181H184ZM234 182V181H233ZM236 182V181H235ZM234 182V183H235ZM81 183V182H80ZM82 183H83V181H82ZM124 183V182H123ZM228 183V182H227ZM232 183V182H231ZM29 184V183H28ZM85 184V183H84ZM128 184V183H127ZM129 184H131V183H129ZM180 184V183H179ZM185 184V183H184ZM188 184V183H187ZM248 184H250L249 182H248ZM4 185V184H3ZM16 185V184H15ZM14 185V186H15ZM21 185V184H20ZM39 185H40V183H39ZM106 185H107V183H106ZM143 185V184H142ZM174 185V187H172ZM213 185H214V183H213ZM232 185H233V183H232ZM13 186V187H14ZM141 186V185H140ZM179 186V187H178ZM176 185V187H178V188H180V187H182V186H180V185ZM234 187H235V185H233ZM85 187V186H84ZM108 187V186H107ZM107 187H106V189H107ZM139 187V186H138ZM145 187V186H144ZM212 187V186H211ZM226 187V186H225ZM111 188V187H110ZM113 188V187H112ZM115 188H116V186H115ZM128 188H130L129 186H128ZM135 188H136V186H135ZM135 188H134V190H135ZM1 189V188H0ZM11 189V188H10ZM9 189V190H10ZM13 189V188H12ZM11 189V190H12ZM40 189V188H39ZM51 189V188H50ZM85 189V188H84ZM119 189V188H118ZM227 189H229L228 187H227ZM234 189V193L233 194H231V190H233ZM25 190H27V189H25ZM82 190V189H81ZM124 190V191H123ZM129 190V189H128ZM179 190V189H178ZM211 190V189H210ZM219 190H220V187H219ZM222 190V189H221ZM223 190H224V188H223ZM224 190V191H225ZM1 191H2V189H1ZM13 191H14V189H13ZM85 191V190H84ZM108 191V192H109ZM141 191V190H140ZM10 192V191H9ZM17 192V191H16ZM27 192V191H26ZM31 192V191H30ZM39 192V191H38ZM82 192L83 191H80V194H82ZM107 192V193H108ZM128 192V191H127ZM176 192H177V190H176ZM221 192V191H220ZM25 193V192H24ZM33 193V192H32ZM31 193V194H32ZM72 193V194H71ZM84 193V192H83ZM128 193H130V190H129V192ZM187 193V192H186ZM11 194L12 193H10V196H11ZM58 194V193H57ZM87 194V193H86ZM180 193H178L177 195H179ZM220 194V193H219ZM5 195H7V194H5ZM13 195V194H12ZM59 195H60V193H59ZM62 195V194H61ZM130 196H131V193L129 194ZM181 195V194H180ZM30 196V195H29ZM29 196H27V198H29ZM34 196V195H33ZM99 196V197H100ZM184 196V195H183ZM220 196V195H219ZM5 197V196H4ZM11 197H13V196H11ZM10 197V198H11ZM17 197V196H16ZM31 197V196H30ZM83 197V198H82ZM133 197V196H132ZM131 197V198H132ZM165 197H168V198H165ZM176 197H179V196H173V199L174 198H176ZM88 198V197H87ZM90 198V197H89ZM185 198V197H184ZM1 200H0V202L2 201V199H3V196L0 198ZM16 199V198H15ZM166 199H167V201H166ZM172 199V198H171ZM181 199H183V198H181ZM203 199V200H202ZM200 201L204 204V201H205V199H206V197H205V199L204 198H202ZM209 199V198H208ZM223 199V200H224ZM5 200H8L7 198L5 199ZM18 200V198L16 199V201ZM23 200V199H22ZM86 200H88V199H86ZM199 200V199H198ZM26 202H27V200H25ZM29 201V200H28ZM35 200H33L32 199V202H34ZM170 201V200H169ZM174 201L176 202V200L174 199ZM179 201H180V199H179ZM182 201V200H181ZM185 201V200H184ZM199 201V202H200ZM4 202V201H3ZM18 202V201H17ZM172 202V201H171ZM178 202V201H177ZM200 202V204L202 205V203ZM208 202V201H207ZM206 202V203H207ZM212 202H214V201H212ZM8 203H9V200H8ZM7 203V204H8ZM20 203V204H21ZM182 203V202H181ZM192 203V205H194L195 203H196V201H195V203L194 202H191ZM194 203V204H193ZM198 203V202H197ZM196 203V204H197ZM209 203H211V202H209ZM1 204V208H2V203H0ZM6 204V205H7ZM10 205H11V203H9ZM27 204H28V202H27ZM31 204V203H30ZM170 204V203H169ZM174 204V203H173ZM187 204V203H186ZM195 204V205H196ZM199 204V206H201ZM216 204V203H215ZM218 204V203H217ZM223 204L221 205V209L218 207V209H220V210H222V213H223V211H225V210H223L224 209V207H223ZM4 206H5V204H3ZM57 205V204H56ZM165 205V204H164ZM189 205V204H188ZM187 205V206H188ZM195 205L193 206V207H195ZM198 205V204H197ZM220 205V204H219ZM9 206V205H8ZM41 206V205H40ZM81 206V205H80ZM167 207L169 206V205H166ZM176 207L178 206V205H175ZM184 206H185V204H184ZM186 206V207H187ZM191 206V205H190ZM205 206V205H204ZM203 206V207H204ZM215 206H217V205H215ZM214 206V204H213V207H215ZM16 207V206H15ZM29 207H32V206H29ZM39 207V206H38ZM52 207V206H51ZM165 207V206H164ZM166 207V208H167ZM174 207V206H173ZM175 207V208H176ZM202 207V206H201ZM200 207V209H202ZM53 208H55V206H53ZM178 208V207H177ZM176 208V209H177ZM183 208V207H182ZM189 208V207H188ZM191 208H192V206H191ZM216 208V207H215ZM7 209H9V208H7ZM6 209V207H5V210H7ZM11 209H9L10 211H11ZM33 209V208H32ZM171 209H173V208H171ZM187 209V208H186ZM196 209H198V207H196ZM3 210V209H2ZM5 210H4V212H5ZM34 211H36V210H34ZM97 211V210H96ZM143 212V211H145L146 213H149V216H147L146 217V215L147 214H143V216H144V218H143V222L141 221V222H139L138 223V221H140V220H142V219H138V217L139 218H141L140 216V212ZM171 211H174V210H171ZM171 211L169 210V212H167L168 213V215H169V213H171ZM176 211V210H175ZM175 211H174V213H175ZM48 212H51V211H48ZM193 212H194V210H193ZM196 212V211H195ZM235 212V213H234ZM3 213V212H2ZM6 213V212H5ZM37 213V212H36ZM93 213H95L96 214V212H93ZM200 213H201V211L199 212L198 211V214L200 215ZM8 214V213H7ZM10 214V213H9ZM12 214V213H11ZM14 214H12V215H14ZM90 215H91V213H89ZM190 214V213H189ZM225 213H223V215H224ZM19 215V216H20ZM93 215V214H92ZM91 215V216H92ZM98 215V216H99ZM167 215V216H168ZM171 215L173 216V214L171 213ZM191 215H193V213H191ZM190 215V216H191ZM223 215L221 216V214H220V216L221 217H223ZM227 215V214H226ZM171 216V217H172ZM247 216H249V217H247ZM90 217V216H89ZM146 217V218H145ZM169 217V220L170 219H174V217H176V214L174 215V217H172V218H170V216H168ZM200 217H204V216H199V219H200V221L202 220ZM207 217V216H206ZM209 217V216H208ZM216 217V216H215ZM227 217V216H226ZM225 217V218H226ZM264 217V216H263ZM82 218V219H83ZM95 218V219H94ZM187 218H188V216H187ZM205 218V217H204ZM204 218H203V220L202 221H204ZM213 218V217H212ZM211 218V219H212ZM218 218H220V217H218ZM259 219H261L260 217H258ZM81 219V218H80ZM176 219V218H175ZM174 219V220H175ZM185 219V218H184ZM184 219H182V220H184ZM209 218H207L206 220H208ZM223 219V218H222ZM258 219V220H259ZM262 219H264V218H262ZM72 220H74V221H72ZM167 220V219H166ZM174 220H172L170 223H175V221ZM177 220V219H176ZM214 220V219H213ZM218 220V219H217ZM216 220V221H217ZM246 220V221H247ZM19 221H20V218H19ZM102 221V222H101ZM187 221V220H186ZM199 221V222H200ZM201 221V223H204V222H202ZM212 221V220H211ZM221 221V218H220V220H219V222ZM242 221V222H243ZM54 222V221H53ZM101 222V223H100ZM162 222V221H161ZM178 222H179V220H178ZM177 222V223H178ZM185 222V221H184ZM215 221H213V223H214ZM222 222V221H221ZM20 223V224H19ZM177 223H175L176 224V226H177V228L176 229H173L172 230V234L174 233V231L175 232H178V230L180 229L181 230V224H182V221L181 222H179V223H181L180 225L179 224H177ZM198 223V222H197ZM197 223H195V224H197ZM224 222H222V224H223ZM78 224L76 225L77 227H78ZM82 224H83V226H82ZM163 224H164V222H163ZM206 224H208V222H205V224L204 225H202L201 227H200V230L201 231H204V233H205V228H207L208 229V227H206L205 225ZM216 225H217V222L215 223ZM221 224V223H220ZM240 224V225H239ZM21 225H25V226H21ZM66 225V226H65ZM79 225V226H80ZM107 225H109V226H111V227H113L117 232H115L116 234H117V236L118 235H120V238H115V235H114V237L113 236H108L107 234H108V231L110 232V229H108V226ZM178 225H179V229H178ZM210 224H208V226H209ZM214 225V224H213ZM216 225H214L215 227H216ZM19 226H21L20 228H19ZM52 226V225H51ZM125 226H127V227H125ZM173 226V225H172ZM175 225H174V227H176ZM184 226V225H183ZM192 226V225H191ZM194 226V225H193ZM196 226V225H195ZM197 226H199L198 224H197ZM196 226V227H197ZM213 226V227H214ZM223 225H221V227H222ZM23 227V228H22ZM26 227V228H25ZM76 227V228H77ZM106 227V228H105ZM125 227V228H124ZM174 227H172V228H174ZM205 227V228H204ZM214 227V228H215ZM224 227L222 228V229H224ZM24 228H25V230H24ZM80 228H82V229H80ZM95 228V227H94ZM100 228L97 230V231H99L100 230ZM126 228H128L129 230L127 231L126 230ZM195 228V227H194ZM199 228V227H198ZM217 228H220V227H217ZM20 229H21V231H20ZM78 229V228H77ZM168 229V228H167ZM166 229V230H167ZM190 229V228H189ZM204 229V230H203ZM241 229V228H240ZM90 230H92V229H90ZM123 230H126L127 231V233H124L123 232ZM185 230V229H184ZM217 230V229H216ZM219 230V229H218ZM89 231V230H88ZM168 231V230H167ZM186 231V230H185ZM199 231V230H198ZM198 231H197V233H198ZM200 231V232H201ZM207 231H209V230H207ZM206 231V232H207ZM182 232H184V231H182ZM180 234H181V231L179 232ZM190 233V232H189ZM99 234V233H98ZM164 234V235H163ZM171 234V233H170ZM186 234V233H185ZM201 234V233H200ZM207 234V233H206ZM75 235H77V234H75ZM101 235V234H100ZM163 235V236H162ZM187 235V234H186ZM205 235V234H204ZM203 235V236H204ZM208 235V234H207ZM206 235V236H207ZM68 236V237H67ZM78 236V235H77ZM172 236H176L175 235V233L172 235ZM180 236V235H179ZM179 236H177L178 238H179ZM183 236V235H182ZM188 236V235H187ZM192 236H193V234H192ZM200 236V235H199ZM202 235L200 236L201 238H199V239H201L202 240V237H203ZM206 236H204L203 238H206ZM73 237V238H72ZM80 237V236H79ZM119 237V236H118ZM170 237V236H169ZM190 237H191V235H190ZM162 238V239H161ZM183 238H185V237H183ZM196 238V236L194 237V239ZM71 239L73 240V242H74V240L75 241H79L80 240V244H81V247H82V249L84 250V248H89L90 249V251L89 250H87V249H85L86 250V252L84 253V255H88L87 257H86V259H84L83 260V262H80V259H78L77 258V256H78V253H81V252H83V250L81 251L80 250V248H78V247H80L79 245L77 246V249L76 248H74V247H72V246H74L73 244H75V243H72V241H71ZM171 240V243H173L172 241V237L170 238ZM174 239H176V237L174 238ZM194 239H193V241H194ZM208 239H209V237L207 236V239H205L206 241H205V243L206 242H208ZM210 239H211V237H210ZM125 240V239H124ZM127 240V239H126ZM197 240V239H196ZM175 241V240H174ZM179 241V240H178ZM199 241V240H198ZM160 242V243H159ZM167 242H169V241H167ZM166 242V243H167ZM176 242H177V240H176ZM185 242V241H184ZM188 242H189V240H188ZM188 242H187V244H188ZM190 242H191V240H190ZM189 242V243H190ZM202 242V241H201ZM166 243H165V245H166ZM171 243H168V244H171ZM175 243V242H174ZM186 243V242H185ZM194 242H192L191 244H193ZM196 243H198L197 241H196ZM204 243V240H203V242H202V244H205ZM77 244H78V242H77ZM126 244H127V242H126ZM167 244V245H168ZM125 245V244H124ZM123 245V246H124ZM176 245V244H175ZM161 246V245H160ZM173 246H174V244H173ZM193 245H190V247L189 248H191ZM207 246V247H206ZM206 246L204 245V247L203 246H198L197 244H195V247L197 248H199L198 250H200V253L197 255V257H199V258H197V261H196V263L194 262V260L196 259V258H193V257H195V256H193L194 255V250H196V248L194 249V247H192V249H191V251L189 252V251H186L183 255H180L179 253H177L178 254V256H179V258L177 259L176 258V260L175 259H173V261L174 262H177L178 264H211V262L209 263V261H210V256L209 255H211V248H210V246H208V244L206 243ZM159 247V249H157ZM172 247V246H171ZM186 247V246H185ZM165 248H166V246H165ZM208 248H210V249H208ZM54 249V250H55ZM125 249V248H124ZM162 249V248H161ZM173 249V248H172ZM183 249V248H182ZM188 249V248H187ZM91 250H93V252L91 251ZM169 249H167V251H168ZM174 250V249H173ZM184 250V249H183ZM198 250H196V252L198 251ZM132 251H133V253H132ZM162 251H164V250H162ZM171 252H172V250H170ZM169 251V252H170ZM168 252V253H169ZM180 252V251H179ZM195 252V253H196ZM5 253H6V255H5ZM55 253H56V251H55ZM111 253V254H112ZM119 253V252H118ZM164 254H165V252H163ZM163 253H161V254H163ZM198 253V252H197ZM51 254H53V253H51ZM166 254H167V252H166ZM172 254V253H171ZM175 254V253H174ZM108 255L106 256V257H108ZM113 255V254H112ZM176 255V254H175ZM160 256V255H159ZM166 256V255H165ZM177 256V257H178ZM226 256H228V254H226ZM119 257H121V256H119ZM162 257H163V255H162ZM176 257V256H175ZM209 257V258H208ZM99 258H100V256H99ZM112 258H114V257H112ZM173 258V257H172ZM171 258V259H172ZM54 259V258H53ZM104 260H103V262L104 263H106L105 262V257L103 258ZM111 259V258H110ZM123 259V258H122ZM155 259H157V258H155ZM159 259V258H158ZM167 259H168V257H167ZM112 260V259H111ZM160 260V259H159ZM159 260L157 261L159 264L161 263V262H159ZM107 261H109V260H107ZM116 261V260H115ZM170 260H168V262H169ZM62 262V261H61ZM103 262H100L101 264L103 263ZM157 262H155V263H157ZM163 262H166V261H163ZM171 262V261H170ZM108 263V262H107ZM127 263V264H128ZM138 264V263H137ZM165 264V263H164Z\"/></svg>",
  "mask_w": 264,
  "mask_h": 264
}]
</instances>
